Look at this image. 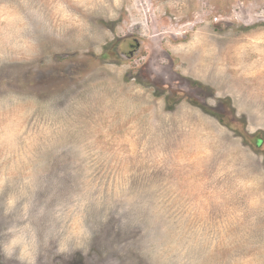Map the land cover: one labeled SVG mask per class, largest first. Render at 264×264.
<instances>
[{
  "label": "rangeland",
  "instance_id": "obj_1",
  "mask_svg": "<svg viewBox=\"0 0 264 264\" xmlns=\"http://www.w3.org/2000/svg\"><path fill=\"white\" fill-rule=\"evenodd\" d=\"M0 264H264V0H0Z\"/></svg>",
  "mask_w": 264,
  "mask_h": 264
},
{
  "label": "flooded vegetation",
  "instance_id": "obj_2",
  "mask_svg": "<svg viewBox=\"0 0 264 264\" xmlns=\"http://www.w3.org/2000/svg\"><path fill=\"white\" fill-rule=\"evenodd\" d=\"M133 45L132 44H130V47H132ZM129 51H131V53H130V55H134V49L132 48V49H130ZM120 55H121V53H120ZM130 55H128L127 53H122V56L124 57V58H126V57H129Z\"/></svg>",
  "mask_w": 264,
  "mask_h": 264
},
{
  "label": "trees",
  "instance_id": "obj_3",
  "mask_svg": "<svg viewBox=\"0 0 264 264\" xmlns=\"http://www.w3.org/2000/svg\"><path fill=\"white\" fill-rule=\"evenodd\" d=\"M261 143H262V140L259 139V140L257 141V144L260 145Z\"/></svg>",
  "mask_w": 264,
  "mask_h": 264
}]
</instances>
